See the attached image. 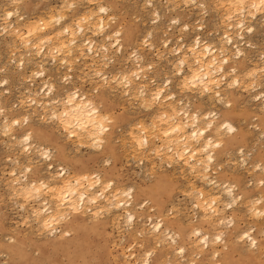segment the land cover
<instances>
[{"label":"bare ground","instance_id":"1","mask_svg":"<svg viewBox=\"0 0 264 264\" xmlns=\"http://www.w3.org/2000/svg\"><path fill=\"white\" fill-rule=\"evenodd\" d=\"M25 1L26 0H9V3L7 2L8 3L7 5L10 4L13 8H12V10H10V9L8 10L6 8V11H4V16L6 19L5 22L7 23L8 19L10 20V22H8L7 25H5L3 23V25H4L3 27L0 26V28L2 27V29H1L2 31L0 30V32L3 35L7 34V37L10 36V38L8 37V39H7L8 41L7 42L5 41L6 44L9 42V39H11L12 43L15 44L13 41V38H14V40L15 39L19 40L18 46L16 48L21 46V47H23L22 49L25 50V52H24V50H22L24 52L23 54L18 53V55H20V56H23V55H25V56L20 57V59L18 58L19 60H17V61L15 59L16 53H14L13 50H12V54H11V52H8L9 54H11L10 56H12V57L14 56L13 61H11L12 60L11 57H10L11 60L10 59L9 60H10V62L17 63V65H15V66H17L19 68L18 74H19V76L22 77V78L19 77V80L16 79V81L21 84L20 79H22V81H23V78H24L23 75L25 76V74H27L26 69H28L30 67L29 66L30 62L31 63L34 62L35 64L36 63L38 64V65L37 64L35 65L37 67L36 71L34 70L33 72H31V75L29 76V78H33V79L37 78V80H39V78H40V80L34 83L33 81L36 80V79H34L32 81L33 83H31V81H30V83L32 85L28 84V85H30L28 88L24 89L25 87H23V89L25 90V93H27L26 94L28 96L27 99L28 100L30 99L29 100L30 102L25 99L30 104V105L28 104V106L30 108V109L28 108V110H30V111H27L24 113V110L21 108L22 106H20L19 108H21L23 111L21 118H19V115H18V117H16L17 115L13 116L12 115L13 113L9 110V105L7 104V102L9 103V101H8L9 99H8V96H6V94H8V95L10 94L9 91L7 89L0 91V117H1L0 118L1 119V122H0L1 127L0 128H2V130L0 129V131H1L0 134L4 135L5 138L6 137L9 138V140L11 139V142L13 140V143L18 145V147H20V150H18L19 154L23 155L24 153L26 154L27 152L28 153L33 152V149L37 152L39 151L38 149L36 150L35 148H33L31 146L32 145L31 144L32 135H31L30 129L32 126V116L36 117V115L40 116V117H36V118L37 119L39 118V120H41L40 118H42V121L44 120L43 118H45L47 115H49V117L47 116L48 119L51 118V120H52L54 118L57 121V123L59 124V126L60 125L62 126V129H63L62 131L66 132L67 135L65 136L66 137L65 139H67V136H68L69 141L72 139L73 142H76L80 146L90 144L92 146H96V148L98 150L97 146L101 147L102 143L107 141L105 144H109L108 139H109V136L112 133V131L110 132V127H109L108 123L110 121H113V120L112 119L110 120V117L108 116V113H106V111H105V113H106L105 114V113H103L104 111L101 112L103 109L101 111L99 110L100 104L97 103L98 104L97 106H99V107H97L95 100L96 99L101 100L102 97L108 96L110 89L113 88L114 86L111 87V85L108 83V86H110L109 88H107L108 90H102L99 92L96 91L97 95L94 96V100H93L92 98L87 96V92L80 94L79 90H82V89L78 90L77 88H74L73 87V86H75L74 84H72L71 88L72 87L73 88L70 90V88H69L70 86L66 87L64 85L63 86L58 85V84L54 85L53 83H50L49 80H47V81H46V79L44 80V78H46V76H48L47 71L50 70V69L47 70L44 67H45L46 63L47 64L49 63L48 65L52 64L55 67H59V69H61L60 67H62V66H63L62 68L71 69V66L73 67V65H75V64H76L74 66L75 68H77V66L79 65L78 68L81 69L80 68L81 65L83 67H85L86 65H89V66H87V68L91 66L93 68L92 69L90 67L92 70L97 69L94 71L96 73L98 72L96 75H100L101 78L100 77L98 78L97 76H95V77L100 80V83L103 80L102 83L103 84L105 83V85H104L105 87L103 86L105 89L108 79H107V76L105 75V72L101 73L102 68H106V67L110 66L114 62V60H115L114 58H116L115 53H118L121 55V57L119 56L121 59H122V57L125 58L124 62H126L127 59L128 60L131 59L133 62V63L131 62L133 64L132 65L133 67H128V68H132V69L127 68V72H122V71H126V70L119 68L120 69V71H118V72H120L119 75H117V77H115L116 75L115 76L113 75L114 77L111 76L113 78L112 85L116 84V87L121 89L120 90L121 96L126 95V97L129 96V98L130 97L131 98L132 97L133 98H135V97L141 98V102H140L141 105L144 104L142 106L149 108V109L145 108V110H149V111L153 110V108L156 106V105L154 106L155 103L157 104V107H159V108H161V107L163 108L164 106H167V107H164L162 109V111L159 110L160 115H159V112H157L158 115L157 114L154 116L152 115L153 117H151V119L154 118L157 121L156 122L152 121L153 122V123L151 122L152 125L149 122V125H151V126H149V125L148 126L151 127V129L150 130L148 129V131H150V134L148 133V135L149 136L151 135V137H153L154 139H158V142L161 144H159L160 145L159 147L154 146L153 149L151 148V150H147V151L153 150L155 152V154L158 155V154H160V152L163 151V149L167 148V150H169V151H165L166 153L168 152L167 153L168 155L166 157H169L170 160L175 159V161H171V162L177 163L176 161H178L180 163V165L184 166V168L186 167L189 170V172H190L189 174H191L194 178H198L199 180L201 179V180H203V182H204V180H206L205 183L200 181L201 183L205 184L206 186L207 185L208 186L213 185V187H214V185H215L218 187L217 184H219V182L217 183V181L213 180L214 177L210 179L209 174L214 172L213 168L216 167V165H217L216 160H217L218 154L227 152L228 148H230V146L234 145V143L236 141V128L229 120L225 119V116H227L225 114H228L229 110L224 111L223 115H219L217 112L213 113V115H211V113L213 111H211L210 113L205 112V113L201 114V113H198L197 111L188 110V108L190 107V104H189L190 100L187 103L185 102L186 103L185 105H187L186 107H185V105L182 107L179 103V105L182 108L181 107L177 108V106H175L174 94L171 93L169 90H167L169 84L171 83V81L168 78H166V80L164 79L165 80L164 82H166L165 87L160 85V87L157 86L155 89H153V87L151 86L152 89H150V87H149L150 81L152 82V85H153L155 80L152 77L146 75L147 70L151 69V67L148 68L147 67L148 64H145L146 65L145 66L142 63V62H144L143 56H142V54L139 53L141 51L138 52V50H141L140 45L143 46V44L145 45L146 43H147V46H149L151 49H152V47L155 48L153 44H150L151 43L150 40L152 39V33L151 32L146 31L147 34L144 33L145 36L141 39L142 40V41H140L141 43L139 42V40L137 41L140 43L138 50H134L132 48L133 45H131V48L134 51H132V52L129 51L132 54L128 53L126 55L125 51H127V50H125L126 46L124 43L131 44L132 42L133 43L136 42L135 37L137 38V36H136V34H134L135 36H134V41H133V36L131 34H129L128 32L122 33L121 30H118L120 28H118V29L116 28L117 30L115 29L116 26H115V23L113 22V21H115L114 17L112 15L108 16L109 15L108 11L111 9L110 6H108L109 7L108 8L107 6L100 5L95 10L94 9L95 7L89 9V5L87 3V5H88L87 8L89 10L87 8L86 9H87V11H89V14H87L85 12V14H87L86 16L84 14L83 16H80L79 18L77 17L75 19V21L73 22V24L69 25V24H67L68 23L67 21H66L67 23L65 22L67 14L65 15V13H60L62 11L61 8L63 7L62 9H64V6H65L66 11H67L69 9V7L73 8L75 5H74L73 1L62 0L66 3V5L64 3V5H61L62 6L61 7L58 4L59 8L60 7L61 8L57 9L55 11V13H54L55 16L52 15L53 13L51 14V16L46 14L51 18L53 16L52 19L54 22L51 21V19L49 22V19H48L49 17L48 16L46 17L45 15L44 16L48 19V21L42 20V19H45V18H43L44 16L42 18H38V19H41V22L37 19L39 21V23H37V21L33 20V22L34 23L36 22L37 24L35 23V24L30 25L31 23H29V22L27 23V20H26V24L24 23L23 26L27 27L26 25L29 24V27H27V33L26 34H20L21 32H19V30L21 28H19V26L22 25L21 24L22 22L15 24V22H18L19 20L17 19L14 22V20H12V19L15 18V16H17V14L28 5V3H27L28 0H27V2H25ZM88 1L92 2V3L95 1V3H93V5H95L96 3H97V5L102 4L100 2L102 0H87V2ZM164 2H165L166 7H163V6H165ZM223 2L227 3V1L226 2L223 1ZM228 3H230V6L232 5V8H230L231 12L228 13L229 17H227V15H226L227 12L225 13V16H226V20L227 19L231 20L230 21L231 24L227 25L228 30H226V32L223 33V36L221 35L220 39H218L219 37L217 38V42L215 41L216 44H214V41L213 42L211 41L212 42L211 43V42L207 41L205 39V37H202L203 33L202 32L200 33V31L203 30L201 22H200V25L196 24L197 26H196L195 31H199V32H195V34L193 33V35H192L193 28L191 26L193 24L191 23L192 24L191 25L187 22L182 24V25L179 24L181 22L179 19L180 16H179V18L174 17L175 14L173 16L174 18H171V20H170V21H172L170 23V25H172V24L174 26H175V24H177L176 26H178V24L181 25L180 31H178L179 26L176 28V30L179 32L178 36L174 37L172 35L173 34L172 32H170L172 34H170V33L168 34L167 30H165V31L163 30V32L160 33V34L163 33L165 35H169L168 39L165 38L162 40L161 45H162L163 49L165 48V50H167L166 52L171 53L172 59L174 60L173 63H176V65L174 64V66L176 67V71H177V72H175V74H177V76H179V78H177V79H179L178 80L179 81V87H177V88H180L179 90H181V91L189 92L190 95L192 94V96H193L192 98H198V96L201 95V96H204L205 100L207 99V101L210 103H214V102L215 103L217 102L218 104L224 103L223 105H225V108L226 107L228 108L230 106V102L229 101L225 102L224 99L226 98V96H230L236 87L239 88L241 86L240 84H242L243 80H245V82H246V80L248 82L250 81V83H248V84H253L252 86L250 85L251 87H249V85H247V84H243V85L248 86V87L246 86V89L247 88L255 89L256 87L261 85L260 80H258L259 82L256 80V79L260 78L259 74H262V76L264 77V60L262 62V65L260 66V68H257L258 66H256V65L255 66L257 69L253 68L252 70H250L249 68L246 69V67H245L246 71L250 70L247 73H245L246 71L243 70V71H245L244 72L245 74L242 73L243 71L240 72V70H239V67L242 64L241 61L243 60V57H245V53H244L242 46H244L245 44L248 43L246 41L245 35L246 34H252L255 30V26H257L259 28L261 26H264V19L263 18L261 21V22H263V25H261L262 23L256 19L259 16L264 17V0H231L230 2L228 0ZM144 4H146V7L149 6V7L153 8V12L155 14V17H157V19H158L159 13L157 11V5L155 6V4H153V0H145L143 2V4H141V5H144ZM90 6H92V5H90ZM163 6H162L163 9L164 8L165 9L166 8L172 9V11H171V9L168 10V12H170V11L174 12L173 10H175V9L177 11H179L182 8V6H185L186 8L192 7L195 11L196 10H197V12L200 11V13H202V14L207 12V10H205L206 6H205L203 0H163ZM142 7H144V6H142ZM226 7H227V5L225 4V8ZM101 9H103L104 11H101ZM167 9H166V11H167ZM183 9H185V8H183ZM48 10H49V8H48ZM150 10H151V8H150ZM50 11H49V13H50ZM58 11L60 14H57ZM64 11H65V9H64ZM226 11H230V10H226ZM21 12H23V11H21ZM0 14H1V11H0ZM22 15H20V17ZM221 15H223V14H221ZM234 17H237L238 19L236 18L237 22L235 20H233V22L235 23V24L233 23L234 24L233 25L232 19H235ZM223 18L225 19L224 15L222 16V18L220 17V20ZM19 19H21V18H19ZM220 20H219V22H220ZM183 21H185V20H183ZM153 22H155V21H153ZM189 22H191V20ZM230 22L228 21V23H230ZM50 23H56V27L57 26L58 27L53 29L51 26L54 24H50ZM193 23H194V21H193ZM222 23L225 24L224 22H222ZM194 25H195V23H194ZM23 26H21V27L23 28ZM161 26L162 25H157L156 27L155 26L154 27L160 30V29H162ZM213 26L214 25H212V27ZM171 27H173V26H171ZM171 30H173V29H171ZM182 32H185V35L182 34ZM88 33L90 34L89 36L87 35ZM2 34H0V35H2ZM190 34L192 35L191 39L189 37ZM91 35L92 36L101 35L102 40H105V41L107 40L108 42L106 41L107 43H105V44L102 43V41L97 42V40L99 38L97 40H95L94 39L95 37L94 38L90 37ZM4 36H6V35H4ZM4 36H2V38ZM184 36L189 37L190 40L188 39V41L185 42ZM163 37H165V36L163 35ZM171 37H173L172 41L175 42V47L173 46L172 49L170 48V45L168 44L169 40L171 42ZM158 39H159V37H158ZM159 40L161 41V39H159ZM1 42L4 43L1 40L0 44H2ZM152 42H153V40H152ZM12 43H11V45H13ZM154 44H156V43H154ZM8 45L10 46L9 43H8ZM8 45L6 46L4 44L5 51H6V47L9 49ZM248 45H249V43H248ZM21 47H19V49ZM133 47H135V46H133ZM11 48H13V47L11 46ZM127 48H128V45H127ZM136 48H137V46H136ZM113 49H115V50H113ZM132 49H129V50H132ZM2 51H4V49ZM155 52H157V50H155ZM8 53H6V55ZM3 54H4V52H3ZM165 54H168V53H165ZM18 55H16V56L18 57ZM32 56L35 59H33ZM1 57L2 56L0 54V65H1L0 67H2ZM117 57H118V55H117ZM131 57H133V58H131ZM263 59H264V57H263ZM35 60H37L38 62ZM80 60H81V62H80ZM75 61H77V62L79 61L81 63V65L79 62H78L79 64H77V62L75 64H73V62H75ZM118 61H116L117 64L120 63ZM8 62L5 65L9 64ZM10 67L12 68V66H10ZM249 67H251V66H249ZM11 68H9V69L12 70ZM13 68H14V66H13ZM38 68H40V69H38ZM90 68L88 69L89 72H90ZM111 68H112V66H111ZM185 68H186V70H183ZM9 69H7L6 67H2L3 71L0 70L3 73H5V76H3L4 78L2 77V80L0 82V84H3L4 86L7 85V79L9 77L7 73L9 72ZM52 69H53V67H52ZM69 69H67V71H66L67 73H68V71H70ZM71 71H72V69H71ZM94 71H92L93 73H91V75L95 74ZM11 72H13V71H11ZM16 72H15V74H16ZM118 72H117V74H118ZM148 73H150V72H148ZM239 73L240 74L242 73L244 76L241 74L242 75V77H241V75ZM15 74L13 72V74H11V76L15 75ZM65 74L66 73H63L62 75H65ZM84 76H86V75H84ZM12 77H14V76H12ZM16 77H17V74H16ZM61 77H58V79L61 80ZM75 77H76V75H75ZM111 77L108 76V78H109L108 82H111L110 81ZM243 77H245V78H243ZM257 77H259V78H257ZM29 78H27V79H29ZM67 79H68V77H66L64 80L67 81ZM8 80H10V79H8ZM25 80H24V82H25ZM30 80H32V79H30ZM62 80H61V82H62ZM64 80H63V82H64ZM251 80H254V82L252 83ZM11 81H13V80L11 79ZM56 81H57V79H56ZM56 81H54V82H56ZM69 81H70V79H69ZM69 81H67V83ZM79 81H82V80L80 79ZM14 82H15V79H14ZM41 83H42V85H41ZM67 83H66V85H67ZM69 83H71V82H69ZM155 83H157V82H155ZM23 85H25V84H22V86ZM102 85L100 84L101 89H102ZM150 85H151V83H150ZM155 85H153V86H155ZM243 85H242V87H244ZM43 87H45V89L43 90V93L41 92L39 94V92L41 91V89H43ZM98 88H99V86H98ZM93 89L97 90L96 88H93ZM166 90L169 91L170 93H167ZM112 91H114V89H112ZM117 91H118V89H117ZM241 91H242V89H241ZM243 91H245V89ZM260 92H262V95H263L262 97H264V94H263L264 91H260ZM260 92H259V94L257 93L258 97L260 95ZM18 93H19V91L17 92V94ZM122 93H123V95H122ZM236 93H237V90H235V94ZM109 95H111V94H109ZM236 95H238V94H236ZM199 99H202V98H199ZM27 102H24L25 105ZM178 102H180V101L178 100ZM178 102L176 101L177 104H178ZM261 102H260L261 105H259V104H257V105H259L262 108L261 110H259L260 113L262 114V112H264V100L262 103ZM10 105L13 106V104H10ZM22 105H24V104H22ZM214 105L215 104H213V106ZM259 106H258V108H259ZM15 107H17V106L15 105ZM151 107H152V109H151ZM23 108H24V106H23ZM165 108H168L169 111L168 112L163 111ZM10 109H11V106H10ZM38 111H40V113L36 114V113H38ZM153 111L155 112V110H153ZM48 112H49V114H48ZM155 116H156V118H155ZM157 117H158V119H157ZM37 121L33 119V122H37ZM45 121H46V119H45ZM146 126H147V124H146ZM16 128L20 129V131L24 132V133L23 134H17ZM146 128L147 127H144V126H142L141 129L139 128L140 132L139 131L138 132L141 133L142 135L130 133V135L133 139V141H132V139H131V141L135 142V144H136L135 146H138V147H136L137 149L142 148L141 149L142 151H144L146 147L148 148V146H149L148 142H151V141L147 140L149 137L147 138V129ZM136 132H137V129H136ZM20 135H22V136H20ZM14 144H12V145L10 144L11 147H8L9 145L7 147L10 149V148H12V146ZM16 145H14V146H16ZM38 146L40 147L41 145L39 144ZM34 147H36V146H34ZM43 147L45 148L46 146H43ZM143 147H145L144 150H143ZM36 148H38V147H36ZM91 148H94V147H91ZM12 149L15 152V150H14L15 148H12ZM16 149H19V148H16ZM149 149H150V147H149ZM40 150H41L40 153H38L41 155V156L39 155L40 161H41V159L44 158V160H43L44 163L47 162V163H45L46 164L45 167H46L47 171H49V173H48L49 175L47 174L48 177L45 180H43V179H41L43 181L34 180L32 177L33 173L32 174L30 173L28 175V173L31 172V168H32V167H30L31 164H33L34 161H36V160L32 161L33 163H31L30 166L29 165L28 166L25 165L26 167L24 166L26 172H28V173H24V171H23L24 174L21 173L22 174L21 176H23L22 178H20V176L17 177L16 173L14 172L15 170H14V171H11V172H13L12 175L14 176L13 177L11 175L13 180L12 181L10 180L11 177L9 179L10 180L9 182H12V184L9 183L11 185V186L9 185V187H11L10 191H12L14 196H16L17 198L20 199V203L22 201V203L28 205L27 208L29 210H26V211L28 212L29 216L26 218H30V219H28V221L32 220L31 222L36 223L37 228H39L37 230L38 232L40 230H41V232H42V230H43V232L46 230V233H52V232H55L56 230H58L59 225H63L64 227H67V228H76V227L79 228L81 226V224L85 223L87 218L88 219H90V218L96 219L98 214H99V216L100 215L102 216V213L107 214V216L109 214H112V217L110 219L113 218L112 219L113 221H117V219L118 218L120 219V216L123 215L124 217L122 219H124L125 223L124 222H122V223H124L125 226L127 224H129L128 226L133 225L134 222L141 216V213H138L137 209L142 211L143 205H140L137 201H134L133 188L129 187L128 189L126 188L124 190L123 189L121 190V188H120V190L115 188L114 190H112L113 185H114L113 181H111V180L104 181V180H102L103 178H101L102 176L100 177L98 175H95V173H93L95 176H92L93 174L91 173L92 177L85 172H84V174L82 173V174L69 175V174H66V170H64L60 167L61 168L60 172L62 170L63 174L59 175L57 172H54L55 173L54 174L53 172H51L53 170V165L51 162L52 156L50 157V151L47 150L46 148L41 149V147H40ZM153 151H152V153H154ZM37 152H33V153L36 154ZM229 152H230V150H229ZM166 153H163V155H165ZM242 153L243 152L240 151L241 155H242ZM155 154H153V155H155ZM224 154H226V153H224ZM16 155H18V154H16ZM30 155L33 156L32 154H30ZM226 155H228V154H226ZM35 156H37V154ZM23 157H26L25 160L28 158L25 155H23ZM41 157H43V158H41ZM160 157H157L158 160ZM162 157H165V156H162ZM16 158H17V156H16ZM16 158H14L15 160L13 162L16 161ZM18 158H20V157L18 156ZM36 158H34V159H36ZM22 159H24V158H22ZM38 159H39V157L37 158V161H39ZM160 159L163 160V158H160ZM162 160H160V161H162ZM170 160H169V162H170ZM239 160H241V159H239ZM242 162L245 163L246 161L243 160ZM16 163L17 162H15V164ZM175 163H173V164H175ZM20 164H18V165H20ZM168 164L172 165V163H168ZM33 165H35V164H33ZM79 167H80V165H79ZM24 168L22 170H24ZM253 168L255 169V171H257V173H258V170L261 171L260 164L259 165L256 164V166L254 165L252 167V169ZM263 168H264V165H263ZM188 170H186V171L188 172ZM11 172H9V173L11 174ZM15 176H16V178H15ZM222 183L220 185H222ZM7 187H8V185H7ZM219 187L220 188H218V189H221V190H219V191H221V193L218 192L217 194H212L213 196L209 195L210 197L208 195L205 196L208 193H206L204 195L203 191L200 189H199V191L194 190L191 192L194 194V192L197 193L196 191H198V195L202 196V198H199V196H198V198H196L197 200L195 201V206H194V208L196 207V208H199L201 210V220H200L198 226L190 228L189 232H187L188 234H186L187 235L186 239L188 242L187 244L189 245L187 249H186L185 245L182 244V243H184L183 242L184 239L182 238V239H180V241H178L179 240L178 238H181L180 235L178 233H176L173 229L170 228L171 225L179 227L180 222H172V221L168 222V221H166V219L164 217L162 218L161 213L154 220L151 217H148V220L150 223H148L149 224L148 228H146L147 230H146V232L144 231V233L147 236L150 235V238L154 240L155 245H157L158 247H161V251L159 253H156L157 254L156 255L155 252L150 249V250L144 251L143 255L142 254L136 255V257L137 256L140 257L141 255L143 256V260H140V261H142L140 263L141 264H148L149 260H151V257L153 256L152 264H157L160 261L161 257L165 256L164 254H168L169 256L172 255L171 257H174L175 255H179L182 259V258L186 257V252H188L187 253L188 255H190V256L192 255L193 257H199L200 258V262H197V264H203V262L206 260L211 262V264H229V260L227 258L228 254L231 250L235 249L233 247V245L230 244V242H231L230 240L232 239V237H235V239H236L235 242H237V243H240V244L247 243L248 247L250 249H254V250L256 249L257 251L262 250L263 245L261 243H258L257 238L255 237V234H253V232H254L253 226L249 227L246 230L239 231L238 234H236V231H237L236 227L237 226L235 223V219H233L232 214H234L237 211V208H238L237 203L240 202L242 199L241 194L234 193V187H232L230 185L219 186ZM110 190L113 192H109L110 195H108L109 194L108 191H110ZM10 194H11V192H10ZM13 194H11L12 197H13ZM223 194L229 199V201L228 200L224 201L227 198H225L223 200V198H224V197H222ZM17 198H14V199H17ZM262 198H263V196H262ZM261 200H262L261 198L255 199V201H253L252 204L250 203L251 207L248 204V206L250 208H248V210L246 208V210L249 213H252L253 216H255L256 218L258 217L259 219L261 216H264V208L262 206L264 204H262ZM30 203L31 204L36 203V204L29 206ZM219 203H223L222 208L219 207ZM24 204H23V206H24ZM23 206L21 204V207L19 205V208L21 209ZM23 209H24V207L21 210H23ZM199 209H198V212L200 211ZM227 210L230 211L231 215L225 216L224 214H222L223 212H225ZM249 213H247V214L249 215ZM198 215H199L198 216V219H199L200 213ZM152 217H154V216H152ZM88 221H90V220H88ZM141 221H143V220H141ZM115 223H117V222H115ZM204 224H208L209 226H212V229H216L217 227L216 228L214 227L216 225V226L220 227L222 230H220V228H219L220 231L218 230L219 232L213 230L215 232V234L210 236L207 232L204 231V229H203ZM140 225H143V224L141 223ZM128 226H126V227H128ZM140 227L142 228V226H140ZM141 228H140V231L142 230ZM47 230H49V231L47 232ZM64 232H66L68 234L67 230H65ZM64 232H63V235H65ZM134 234H135L134 231L133 232L131 231L130 239H131L132 243L136 241V239H134L135 238ZM73 237H77L76 231L74 232ZM55 238H57V237H53V239H55ZM70 238H72V237H70ZM72 239H74V238H72ZM153 240H151V241L153 242ZM164 243H166L165 246H168V247H164L163 246ZM153 244L151 246H154ZM245 246H246V244H245ZM11 247L13 248L12 245H11ZM131 247L132 246L130 245L129 249ZM130 255L134 256V253H131ZM142 256L140 258H142ZM168 258L169 257H167L166 259H168ZM188 258L191 259L190 257H188ZM168 260H170V259H168ZM133 262H135V261L133 260ZM165 263L167 264V262H165ZM186 264H195V261L192 259V260L188 261Z\"/></svg>","mask_w":264,"mask_h":264},{"label":"rangeland","instance_id":"2","mask_svg":"<svg viewBox=\"0 0 264 264\" xmlns=\"http://www.w3.org/2000/svg\"><path fill=\"white\" fill-rule=\"evenodd\" d=\"M64 1H62V0L61 1L60 0H28V2H27V0H26L25 2H27L28 5L23 10H21L23 12L20 11L19 12L20 14L18 13L17 16H15V18H13L12 20H14V22H15V20L18 19L19 21L15 22V24L22 22L21 26H23L24 23L26 24V20H27V23L28 22L31 23L30 25L36 23V22L34 23L33 20H35V21H37V23H39V21L41 22V19H38V18H42L44 15L47 17L48 15L51 16V14L53 13L52 15L55 16V14H54L55 11L57 9H60L62 7L61 5H64V3H65ZM69 1H73L75 6L73 8L69 7V9L67 11H66V8L64 6V9L66 12L64 11V9H62L63 7L61 8L62 11L60 10L61 11L60 13H65V15L67 14L65 22L67 21L68 23L67 22L66 23L69 25H72L73 22L75 21V19L77 17L79 18L80 16H83L85 14V12L87 14H89V11H87L88 5H89V9L95 7L94 8L95 10L100 5H104L107 7L110 6L111 9L108 11V14H109L108 16L112 15L114 17L115 21H113V22L115 23V26H116L115 29L120 28L118 30H121L122 33L128 32L129 34H131L133 36V41H134V36H135L134 34H136V36H137V38L135 37L136 42H134V43L132 42L133 44L132 43L131 44L124 43L126 46V47L124 46L125 50H127V51H125L126 55L128 53L130 54L134 50H138L139 49L138 47L141 43L140 41H142L141 39L145 36V34H147L146 31L151 32L152 33V39L150 40V42H151L150 44H153L156 49L152 47L153 45L151 46L152 47V49H151L149 46H147V43H146L145 45L143 44V46L140 45L141 50H138V52L141 51L139 53L142 54V56H143L144 62H142V63L144 65L148 64V66H147L148 68L151 67V69L147 68L148 70L146 72V75L152 77L155 80L153 85H155V84L156 85L153 86L152 82L150 81V83H151V85L149 83L150 89H152L151 86L153 87V89H155L157 86L160 87V85L165 87L166 82H164V81L166 80V78H168L171 81V83H170L171 85L169 84L167 90H169L171 93L174 94L175 106H177V108H180L181 106L183 107L190 100L189 101L190 107L188 108V110L197 111L198 113H201V114H203L205 112L210 113L211 111H213L211 113V115H213V113H216V112L219 115H223L224 111L229 110V113L225 114L227 116H225V115L224 116H225V119L229 120L236 128V141H235L234 145H232V146H230V148H228L227 152H224L228 155H226L224 153L218 154V157L216 160L217 165H216V167H214L215 169L213 168V171L215 173L213 172V173L209 174L210 179L214 177L213 180L217 181V183L219 182V184H217L218 187L215 185H214V187H213V185H211V186L209 185L210 187L208 185L206 186L205 184H203L206 182V180H204V182H203V180H201V179L199 180L198 178H194L191 174H189L190 173L189 170L186 167H185L186 168L185 169L184 166L180 165V163L178 161H176L177 163L171 162V161H175V159L170 160L169 157H166L168 155L167 154L168 152L166 153L165 151H169V150H167V148L163 149V151L160 152V154H158V155L155 154V152L153 150L152 151L154 153H152V151H147V150H151V148L153 149L154 146L159 147L160 146L159 144H161L158 142V139H154L153 137H151V135L150 136L148 135V133L150 134V131H148V129L149 130L151 129V127H149V126L152 125V123H153L152 121H154V122L157 121L154 118L151 119V117L156 115L157 112H159V115H160L159 110L162 111V109L164 107H167V106H164L163 108L162 107L159 108V107H157V104L155 103L154 104V106L156 105L154 107L155 109L153 108V110H155V112L153 110H151L153 106L150 109L151 111L145 110L146 107L142 106L144 104L141 105V103H140L141 98H138V97H135V98L130 97L129 98V96L128 97H126V95L124 96L123 93H122L123 96H121V91H120L121 89L116 87V84L112 85L113 78L111 76L116 75L115 77H117V75H119V73H120V72H118V71H120V69L126 70V71L121 70L122 72H127L128 67H133L132 66L133 62L131 59H129V60L127 59V61L124 62L125 58L122 57V59H121L120 58L121 55L118 53H115L116 58H114V59L115 60L117 59L116 61L119 60L118 62H120V63L117 64V62L114 60V62H113L114 64L112 63L110 66H108L106 68H102L103 72L101 71V73L105 72V75L107 76L108 81H109L108 76L111 77L110 78L111 82L107 81V85H106L105 89H104L105 83L104 84L102 83L103 80L100 83V80L95 77V76H97L98 78L100 77V75H96L98 72L96 73L94 71L97 69L92 70L93 68L91 66L90 67L92 69L90 67L87 68V66H89V65H86L85 67H83L80 63L81 60H80V62L78 61L81 65V67H80L81 69L78 68L79 65L77 66V68L74 67L76 65L75 63L77 62V61H75V62H73V64H75V65L72 64L74 68L71 66L72 71L69 68H62L63 66L60 67L62 69L61 70V69H59V67H55L52 64L48 65L49 63L48 64L46 63L44 68L47 70L48 69H50V70L47 71L48 76H46V78H44V80L45 79H46V81L49 80L50 83H53L54 85L58 84V85H62V86L64 85L66 87L70 86L69 87L70 90L73 87L77 88L78 90L82 89V90H79V93L81 94V93L87 92V96L92 98L93 100H94V96L97 95L96 91L99 92L102 90H108L107 88L110 87V86H108V83L111 85V87L114 86L109 91V94H111V95L108 94V96L102 97L101 100H99V99L95 100L96 106L98 104H100L99 105L100 107L97 106V107H99V110L101 111L103 109L101 111V112L104 111L103 113H105V111H106V113H108V116L110 117V120L111 119L113 120V121L109 120L110 122L108 123V125L110 127V132L112 131V133L109 136L110 140L108 139L109 144H105L107 142L106 141V142L101 144L102 145L101 147L97 146L98 147V150H97L96 146H92L90 144H87L88 146L87 145H84V146L81 145L80 146L76 142H73L72 139L69 141L68 136H67V139H65L66 138L65 136L67 135L66 132L62 131L63 130L62 126L60 125L61 126L60 127L54 118L52 119L53 121L51 120V118H49L50 119L49 120L48 119L49 115H47L48 117L45 115L47 118L46 117L43 118L44 119L43 121H42V118H40L41 120H39V118L38 119L36 118V117H40L38 115H36V117L32 116V126L30 129L31 135H32V137H31V144L32 145L31 146L33 148H35L36 150L37 149L39 150L37 152L32 148L33 152H37L36 154L39 157V159H38L39 161H37L38 157L35 156L36 154H34L33 152H29V153L27 152L29 155L27 153H26L27 155L24 153L23 155L28 157L25 160L26 157H23L22 154H19L18 150H20V147H18V145L14 144L13 140L11 142V139L9 140V138H7V137L5 138L4 135L0 134V264H141L140 262H142V261H140V260H143L142 255H143L144 251L151 249L155 252V254L159 253L161 251V247H158L157 245H155L154 240L150 238V235L147 236L144 233V231L146 232V230H147L146 228H148V225H149L148 223H150L148 220V217H151L154 220V219H156V217L158 215H160V213L162 215V218L164 217L166 219V221H168V222L169 221L180 222L179 227L171 225L170 228L173 229L176 233H178L180 235L181 238H178L179 239L178 241H180V239H182V238L184 239V241H183L184 243H182V244H184L186 249H187L189 245L187 244L188 242L186 239L187 238L186 234H188L187 232H189L190 228L198 226L199 222L201 220V210L199 208H196V207L194 208L195 201L197 200L196 198H198V196H199V198H202V196L198 195L199 189L203 191L204 195L206 193H208L205 196H207V195L211 196L212 194H217L218 192L221 193V191H219L221 189H218V188H220L219 186H225V185H230V186L234 187V193H239L242 196L241 201L237 203V207H238L237 211L234 214H232L233 219H235V223L237 226L236 227L237 228L236 234H238L239 231L246 230L249 227L253 226L254 227L253 228L254 229L253 234H255V237L257 238L258 243H261L263 245L262 250L257 251L256 249L255 250L250 249L248 247L247 243L240 244V243L235 242L236 241L235 237H232V239L230 240L231 241L230 244H232L235 249L231 250L228 254L227 258L229 260V264H264V216H261L259 219L258 217L256 218L255 216H253L252 213H249L247 211L248 208L251 207L250 203L252 204V202L255 201V199L261 198L262 199L261 202H262V204H264V168H263V165H264V112H262L263 111L262 110L261 111L262 114H261L259 111L262 109L259 106V105H261L260 102L261 101L263 102V100H264L263 99L264 97H262L263 96L262 92H260V91H264L263 90L264 89V77L262 76V74H259L260 76L258 75L260 78L257 77L259 79H256V80L257 81L260 80L261 85H259L255 89L247 88L249 91L246 89L247 85H249V87H251L253 85V84H248V83H250V81L248 82L247 80H246L247 83L245 82V80H243V82L241 81L242 84H240L241 85L239 87L240 89L237 87H236L237 88L236 89L234 87L235 90H237L236 94H238V95H236L235 90H233V93L230 96H226V98L224 99L225 102L226 101L230 102V106L228 108L227 107L225 108V105H223L224 103H221V104L219 103L220 105L217 102H216L217 104L215 102L210 103L207 101V99L205 100L204 96H201V95H199L198 98H192L193 97L192 94L190 95L189 92H184V91L179 90L180 88H177V87H179V81H178L179 79H177V78H179V76H177V74H175V72H177V71H176V67L174 66V64L176 65V63H173L174 60L172 59L171 53L166 52L167 50H165V48L163 49L162 45H161L163 39L169 38V35H165L163 33L160 34L161 32H163V30L164 31L167 30L168 34L170 32H172L173 34L172 33H170V34H172L174 37H176V36H178V33H179L178 31H180V29H181L180 28L181 25L186 23V22L189 24H191V23L193 24V25L191 24L192 26L190 25L193 28L192 35H193V33L195 34V32H199V31H195V29H196V26L198 24L200 25V22H201L203 30L200 31V33L201 32L203 33L202 37H205V39L209 42L214 41V44H216L217 38L219 37L218 39H220L221 35L223 36V33L226 32V30H228L227 25L231 24V22H230L231 20L227 19L230 23H228V21L226 20L225 13L227 12L226 15H227V17H229L228 13L231 12L230 8H232V5L230 6V3H228V0H219V1L218 0H203L204 4L206 6L205 10H207V12L202 14V13H200L199 10H198L199 12H197V10L195 11L192 7L186 8L185 6H182V8L180 10L178 9L179 11H177L175 9V10H173L174 12H171L172 11L171 8H168V9L166 8L167 9V11H166L165 8H164L165 10L163 9V7H166L165 2H164L165 6H163V0H160V1L159 0H153V4H155V6L157 5V11L159 13V17L157 19V17H155V14L153 12L152 7H149L148 5H147L148 7H146V4L141 5V4H143V2L145 0H143V1L142 0H123V1L122 0H115V1L114 0H102L103 2L100 1L102 4H98V5H97V3L95 5H93V3H95V1L93 3L89 2V1L87 2V0H82V1L81 0H69ZM223 1H225V2L227 1V3H224ZM230 1L231 0H229V2ZM7 2L9 3V0H0V9H1L0 10L1 11L0 26H2V27L4 26L3 23L5 25H7L8 22H10L9 19L7 20V23L5 22L6 19L4 16V11H6V8L8 10L9 9L12 10V8H13L10 4H9L10 6L7 5L8 4ZM87 3H88V5H87ZM58 4L61 6L60 8H59ZM225 4L227 5L226 8H225ZM65 5H66V3H65ZM90 5H92V6H90ZM142 6H144V7H142ZM160 6L161 7L163 6V7L161 8ZM48 8H49V10H48ZM150 8L152 11L150 10ZM183 8H185V9H183ZM170 9H171V11L168 12V10H170ZM226 10H230V11H226ZM49 11H50V13H49ZM60 13H59V11L57 12V14H60ZM46 14H48V15H46ZM87 14H85V16ZM174 14H175V16H174ZM221 14L224 15L225 19L224 18L223 19L225 21L223 19L220 20V17L222 18V16H223ZM20 15H22V16L20 17ZM45 16L43 17L45 19H42V20L48 21V19H49V22H50V19H51V21H53V19H52L53 16H52V18L48 16L49 17L48 19ZM173 16L178 17V18L180 16L179 19L181 22L179 24H181V25L178 24L179 27L176 26L177 24H175V26L173 24L170 25V23L172 22L170 20H171V18H174ZM19 18H21V19H19ZM234 18L235 19H232V24L234 23L233 20H235L237 22V19H238L237 17H234ZM258 18H256V19L260 22L262 21V18L264 19V17H260V16ZM218 19L220 20V22ZM183 20H185V21H183ZM190 20H191V22H189ZM153 21H155V22H153ZM193 21H194L195 25H194ZM222 22H224L225 24H223ZM261 23H262L261 25H263V22H261ZM50 24H54L51 26L53 29L58 27V26L56 27V23H50ZM157 25H162L161 26L162 29L159 30V29L155 28ZM212 25H214V26L212 27ZM21 26H19V28H21L20 29L21 31L19 30V32H21L20 34H26L27 33V27H29V24L26 25L27 27L23 26V28L24 27L26 28V29L24 28L26 31ZM171 26H173V27H171ZM2 27L0 28V30L2 29ZM177 27L179 29L178 31L176 30ZM171 29H173V30H171ZM0 34H2V33L0 32ZM182 34L185 35V32H182ZM4 35H6V36H4ZM4 35L3 34L0 35V41L2 40L4 42V43L1 42L2 44H0L1 45L0 46V51H1L0 54L2 56L1 57V60H2L1 64H2V67H6L7 69L11 68L10 66H12V68H11L12 70L9 69V72L7 71L8 72L7 74L9 76L8 79H10V80L7 79V85H5V86L3 84H0V91L1 90L3 91L4 89H7L9 91L10 94L9 95L6 94V96H8V99H9L8 100L9 103L7 102V104L9 105V110L13 113L12 114L13 116L17 115L16 117H18V115H19V118H21V115L23 114L22 109L24 110V113L27 111H30V110H28V108H29L28 104L30 102L29 101L30 99L29 100L27 99L28 96L26 95L27 93H25L24 89H26L30 85H32L31 83H33V82L35 83V82L40 80V78H39V80H37V78H34L36 80L33 81L34 80L33 78H29V76L31 75V72H33L34 70L36 71L37 67L35 65L37 63L36 64L34 62L29 63L30 67L28 69H26L27 74H25V76L23 75V77L27 81L23 78V81H22V79H20L21 84L18 83L16 81V79L19 80V77L20 78H22V77L19 76V74H18L19 68L17 66H15V65H17V63L10 62V60H11L10 57L12 58L11 61H13V58H14V56L12 57L10 55L12 54V50L14 51V53H16V55H18V53L23 54L25 52V50L22 49L23 47H21V46H19V47H21L20 48L21 50L19 49V47L16 48L18 46L19 40H17V39L14 40V38H13V41L15 44L12 43L11 39H9V42H8L10 44V46L8 45V43L6 44V42L8 41L7 39H8V37L10 38V36L7 37V34H4ZM87 35L89 36L90 34L88 33ZM163 35L165 37H163ZM192 35L190 34V36H189L190 39L192 38L191 37ZM2 36H4V37L2 38ZM157 36L159 37V39H161V41L158 39ZM90 37H92V38L95 37L94 38L95 40H97L99 38L98 39L99 41L97 40V42L102 41V43H104V44L108 42L107 40H106L107 42L105 40H102L101 35H94V36L91 35ZM189 37L186 36L184 38V41L187 42ZM245 37H246V41L249 43V45L247 43L244 46H242L244 53H245V57H243V60L241 61L242 64L239 67L240 72L245 70V67H246V69L249 68L250 70H252L253 68H256V66H258L257 68H260V66L262 65V62L264 60L263 59V57H264V26H261L260 28L255 26L254 32L252 34H246ZM172 38L173 37H171V42L169 40V43H168L170 45L171 49L173 46L175 47V42L172 41L173 40ZM138 40L140 43L137 42ZM152 40H153V42H152ZM10 42L13 45H11ZM154 43H156V44H154ZM4 44L6 46L8 45V47H9V49L6 47V51H5ZM127 45H128V48H127ZM131 45L135 46V47L132 46V48L134 50L131 48ZM11 46L13 48H11ZM136 46H137V48H136ZM3 49H4V51H2ZM129 49H132V50H129ZM22 50H24V52ZM113 50H115V49H113ZM155 50H157V52H155ZM129 51H131V52H129ZM3 52H4V54H3ZM8 52H11V54H9ZM6 53H8V54L6 55ZM165 53H168V54H165ZM16 55H15L16 61L19 60L20 57L25 56V55H23V56L18 55V57H17ZM117 55H118V57L119 56L120 57L118 58ZM32 58L35 59L33 56H32ZM131 58H133V57H131ZM35 61H37V60H35ZM7 62L9 64L5 65ZM78 62H77V64H79ZM13 66H14V68H13ZM51 66L53 67V69ZM111 66H112V68H111ZM249 66H251V67H249ZM2 67H0L1 68L0 70H2ZM89 68H90V72L88 70ZM38 69H40V68H38ZM67 69L70 70V71H68V73L66 72ZM128 69H132V68H128ZM183 70H186V68ZM2 71H0V82L2 80V77L5 76V73H3ZM11 71H13L14 74L17 71L16 72L17 77H16V74L12 75V76H14V77H12L11 74H13V72H11ZM92 71L95 72L94 75H91V73H93ZM245 71H243L242 73H244ZM249 71L247 70L245 73H247ZM117 72H118V74H117ZM148 72H150V73H148ZM63 73H66L65 74L66 76L62 75ZM75 75H76V77H75ZM84 75H86V76H84ZM242 75H241V77H242ZM77 76L78 77L80 76V77L78 78ZM58 77H61V80L62 79L64 80L66 77H68L67 81H69V79H70L69 82H71V83H69V82L67 83V81H65V80H64V82H63V80L61 82V80L58 79ZM27 78H29V79H27ZM243 78H245V77H243ZM11 79L13 81H11ZM14 79H15V82H14ZM30 79H32V80H30ZM56 79H57V81H56ZM80 79L82 81H79ZM24 80L26 83L24 82ZM30 81H31V83H30ZM54 81H56V82H54ZM251 81H252V83L254 82V80H251ZM155 82H157V83H155ZM66 83H67V85H66ZM22 84H25V85L22 86ZM28 84H30V85H28ZM72 84H74L75 86H73L71 88ZM100 84L101 85L103 84L102 89L100 87ZM243 84H247V85H243ZM41 85H42V83H41ZM242 85L244 87H242ZM98 86H99V88H98ZM23 87H25V88L23 89ZM93 88H96V89L98 88V89L94 90ZM44 89H45V87H43V89H41L39 94L41 92L43 93ZM112 89H114V91H112ZM117 89H118V91H117ZM241 89H242V91H241ZM244 89H245V91H243ZM18 91H19V93L17 94ZM169 91H167V93H170ZM259 92H260V95L258 97L257 93L259 94ZM199 98H202V99H199ZM25 99L28 100L29 102H27ZM178 100L180 102H178ZM176 101L178 102V104L176 103ZM24 102H27L26 105ZM179 103L181 106L179 105ZM10 104H13V106ZM22 104H24V105H22ZM213 104H215V105L213 106ZM257 104H259V105H257ZM15 105L17 107H15ZM10 106H11V109H10ZM20 106H22L21 107L22 109L19 108ZM23 106H24V108L26 106L27 107L24 109ZM186 106L187 105H185V107ZM258 106H259V108H258ZM168 108H165L166 110L164 109L163 111L168 112L169 111ZM146 109H149V108H146ZM39 113H40V111H38V113H36V114H39ZM48 114H49V112H48ZM155 118H156V116H155ZM33 119L36 121L38 120V121L33 122ZM45 119H46V121H45ZM157 119H158V117H157ZM0 122H1V119H0ZM149 122L151 125H149ZM146 124H147V126H146ZM140 126L141 127L142 126L147 127L146 128L147 129V138L149 137L147 140L151 141V142H148V145H149L148 148L143 147V150L145 148L146 151L145 150L142 151L141 150L142 148L137 149L136 147H138V146H135L136 145L135 142H132L133 139L130 135V133L142 135L141 133H139L140 132L139 128L141 129ZM0 127H1V125H0ZM0 129L2 130V128H0ZM136 129H137V132H136ZM0 133H1V131H0ZM16 133L17 134H23L24 132H21L20 129L16 128ZM20 136H22V135H20ZM131 139H132V141H131ZM36 143L38 145L39 144L41 145L40 146L41 149L46 148L47 150L50 151V157L52 156L51 162L53 165V170L51 172H53V173L57 172L59 175H62L63 171L61 170V172H60L61 168L66 170V174H69V175L82 174V173L84 174V172H85L91 176L93 173H95V175H98L100 177L102 176L101 178H103L102 180H104V181H107V180L113 181L114 185H113L112 190H114L115 188L119 189V190H120V188H121V190L122 189L124 190L126 188L128 189L129 187L133 188L134 201H137L140 205H143L142 211L137 209L138 213H141V216L137 219L138 221L136 220L134 222V224L131 226H128L129 224H127L126 226H128V227H126L124 225V223H125L124 219H122L124 217L123 215H121L120 219L118 218L117 221H113L112 220L113 218L110 219L112 217V214H109L110 216L108 215L109 216L108 217L107 214L102 213L103 217L101 215L99 216V214H98L96 219L95 218L94 219H92V218L88 219L87 218L85 223L81 224V226L79 228H77V227L76 228H67V227H64L63 225H59L58 230H56L55 232L46 233V230L44 232H43V230H42V232H41V230L38 232L37 230L39 228H37L36 223L31 222L32 220L28 221V219H30V218H26L29 216L28 212L26 211V210H29L27 208L28 205L22 203V201L20 203V199L17 198L16 196H14L12 191H10L11 187H9V185L12 184V182H9V181L13 180L12 179V176H13L12 173L13 172H11V171L15 170L14 172L16 173V176L17 177L20 176V178H22L23 176H21L22 175L21 173H23V171H24V173H28V172H26L24 166L25 165L30 166V164L33 163L32 161H34V160H36L33 163L35 165L31 164V166H30V167H32L31 172H29L28 175L30 173L31 174L33 173L32 177L34 180H37V181H40L41 179L45 180L48 177L49 171H47V169L45 167V165H46L45 163H47V162L44 163L43 157H41L43 159H41V161H40L41 155L38 153H40L41 150H40V147ZM10 144L16 145V146L13 145L14 147L12 146V148H15L14 149L15 152L13 151L12 148H10V149L8 148V147H11ZM34 146H36L38 148H36ZM43 146H46V147L44 148ZM91 147H94V148H91ZM149 147H150V149H149ZM16 148H19V149H16ZM229 150L231 153L229 152ZM240 151L243 152L242 153L243 156L240 154ZM163 153H166V154L163 155ZM16 154H18V155H16ZM30 154H32L33 156H31ZM153 154H155V155H153ZM16 156H17V158H16ZM18 156L20 158H18ZM156 156L157 157L161 156L160 158H163V160L160 158L158 160V158ZM162 156H165V157H162ZM14 158H16L15 162H17L18 164H20V163L21 164L20 165H18L17 163L15 164V162H13L15 160ZM22 158H24V159H22ZM34 158H36V159H34ZM167 158L170 160V162ZM239 159H241V160H239ZM160 160H162V161H160ZM243 160H245L246 162L245 163L242 162ZM168 163H172V165L171 164L169 165ZM173 163H175V164H173ZM256 164H258V165L260 164V166H261V171L258 170V173H257V171H255V169H256L255 167H254L255 169L254 168L252 169V167L254 165L256 166ZM79 165H80V167H79ZM23 168H24V170H22ZM186 170H188V172ZM9 172H11V174ZM95 175L93 174L92 176H95ZM16 176H15V178H16ZM10 177H11V179H10ZM43 180H41V181H43ZM200 181L203 183H201ZM221 183H222V185H220ZM7 185L9 188L7 187ZM194 190H198V191H196L197 193H195V192H194V194L191 193ZM9 191L11 192V194H13V197L11 196ZM109 192H113V191L110 190V191H108V193ZM108 195H110V193ZM262 196H263V198H262ZM222 197H224L223 200L225 198H227L224 194ZM14 198H17V199H14ZM226 200L229 201L228 198L225 199L224 201H226ZM18 204L20 205V207H21V204H22V206L24 204L23 207L25 210L24 209L21 210L23 207L20 209ZM35 204L36 203H32V204L30 203L29 206L35 205ZM248 204L250 205V207L248 206ZM222 206H223V203H219V207L222 208ZM262 206L264 208V205H262ZM246 208H247V210H246ZM198 209L200 210L199 212H198ZM199 213H200V217L198 219ZM247 213H249V215ZM222 214H224L225 216L231 215L229 210L223 212ZM152 216H154V217H152ZM22 217L23 218L25 217V218L23 219ZM88 220H90V221H88ZM141 220H143V221H141ZM115 222H117V223H115ZM122 222H124V223H122ZM140 222L143 225H140L141 224ZM140 226H142V228ZM214 227L215 228L217 227V228L212 229V226H209L208 224L203 225L204 231L207 232L210 236L214 235L215 234L214 231H218L220 228L216 225ZM140 228L142 229L141 231L144 234L140 231ZM65 230L68 231V234L66 232H64ZM220 230H222V229L220 228ZM48 231L49 230H47V232ZM75 231L77 232V237H73ZM131 231L132 232L134 231V233H135L134 234L135 236L134 235L133 236L135 237L134 239H136V241L133 243L130 239ZM63 232L66 236L63 235ZM53 237H57V238L53 239ZM70 237H72L74 239H72ZM151 240H153V242ZM152 244L154 246H151ZM245 244H246V246H245ZM11 245L13 246V248L11 247ZM130 245L132 247L129 249ZM165 245H166V243H164L163 246L168 247ZM131 253H134V256H131L130 255ZM187 253L188 252H186V257H184L182 259L179 255H175V256L173 255L174 257H171L172 255L169 256L168 254H164L165 256H162L160 261L157 264H166L165 262H167V264H186L188 261H190L192 259L195 261V264H197V262H200L199 257H193L192 255L190 256ZM138 254H142L141 255L142 258H140L141 256L136 257V255H138ZM166 256L169 257L168 259H170V260L166 259L167 258ZM188 257H190L191 259H189ZM152 258H153V256L151 257V260H149L148 264L149 263L152 264ZM133 260L135 262H133ZM203 264H211V262L206 260L203 262Z\"/></svg>","mask_w":264,"mask_h":264},{"label":"clouds","instance_id":"3","mask_svg":"<svg viewBox=\"0 0 264 264\" xmlns=\"http://www.w3.org/2000/svg\"><path fill=\"white\" fill-rule=\"evenodd\" d=\"M101 11H104L103 9H101Z\"/></svg>","mask_w":264,"mask_h":264}]
</instances>
